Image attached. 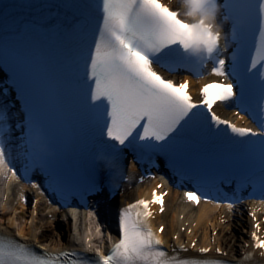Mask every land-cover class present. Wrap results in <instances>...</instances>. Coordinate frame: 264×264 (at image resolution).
Masks as SVG:
<instances>
[{
  "label": "snow or ice",
  "instance_id": "snow-or-ice-1",
  "mask_svg": "<svg viewBox=\"0 0 264 264\" xmlns=\"http://www.w3.org/2000/svg\"><path fill=\"white\" fill-rule=\"evenodd\" d=\"M180 2L185 8L183 15L194 17L193 22L181 19L180 12L171 10L161 0H96L99 22L88 44L85 75L89 82V107L103 120V136L115 146L136 145L141 149L158 150V146L162 148L186 123L202 118L216 128L224 126L241 140L258 137L264 153V111L259 123L253 121L257 128L236 127L213 111L217 103L227 104L237 99L234 83L205 84L199 90L197 103L188 93L187 80L176 84L154 70L160 67L172 73L177 66L188 65L194 78L210 74L224 79L233 76L235 81L236 66L229 72L225 59L220 56L218 12L221 5L218 0ZM222 7L224 18L233 21L234 33L251 29L258 34L244 72L251 74L257 70L255 76L248 75L246 79L255 84L258 76L259 92L264 99V0H223ZM86 23L85 19L75 26L82 27ZM209 64L210 73L205 71ZM239 83L237 108L245 99L244 82ZM3 120L0 114V169L16 176L4 147L3 136L7 129ZM37 132L29 129L27 142L30 145L34 138H39ZM92 190H95L94 185ZM184 197L193 204L202 200L210 202L198 191H185ZM261 200L264 202V197ZM151 203L159 204L160 211H164L163 199L155 192ZM227 207L232 209L234 202H228ZM251 215L255 219L254 214ZM151 216L149 202L144 199L121 208L118 236L109 233V239L114 242L107 253L98 250L92 259L79 257L75 252L36 253L29 246L0 236V264H222L169 256L148 223ZM253 226L259 230V224ZM160 231H164L163 227ZM251 238L253 248L264 254V240L255 231ZM85 243L89 242L85 240ZM180 250L184 251L183 246ZM208 251L199 250L201 254ZM244 259L250 260L251 253Z\"/></svg>",
  "mask_w": 264,
  "mask_h": 264
},
{
  "label": "bare ground",
  "instance_id": "bare-ground-1",
  "mask_svg": "<svg viewBox=\"0 0 264 264\" xmlns=\"http://www.w3.org/2000/svg\"><path fill=\"white\" fill-rule=\"evenodd\" d=\"M192 92H194V90ZM216 112L217 114L226 116L230 120H235L231 113L224 110V106L222 105L216 108ZM182 165L185 164H180V166ZM177 166H179V164H177ZM5 176H7V173H5L3 169H0V219L6 216H13L8 227L3 226L4 224L0 226V229H2L5 235L35 245L40 243L44 238L43 235L44 231L47 232V226L51 224L52 226L55 224L60 226L58 222H63L65 226L64 229H66L67 232V236H65L66 241L58 246V244H55L54 240H47L48 245H46L44 249L54 254L77 249L80 246L92 247L94 250L108 251L107 243L101 236L103 229H101L100 232L97 231L98 228H102L103 224H105L102 217H95L92 220H90L89 216L86 214L70 217L55 211L51 204H49L48 215L51 217V220H45L46 222H44V220L39 219V216L37 217V215L33 213L28 206L29 204L23 205L21 203L22 197L18 184L13 179L8 183V180L4 178ZM155 185L156 184L153 186L148 182L143 185L133 186L124 193L119 202L129 204L132 201H137L149 196L152 190L155 189ZM107 192L108 191H105V193ZM108 195H110V193ZM41 216L43 217V215ZM234 218L236 219V215L231 216L222 209L218 210L216 208H209L201 205L194 208L189 204L178 203V195L170 193L166 199L165 213L162 216H157L156 221H153L152 224L159 223L165 227L161 237L167 246L170 244H186L189 248L190 244L198 239V247L211 248L214 251L216 247L210 241L212 232L213 234H217V238H214V241H216L218 246L230 253L224 241L227 238H225L226 234H230L233 228L238 226V221H235ZM66 219L67 221H65ZM253 225L254 223L249 219L246 222V229H249V233L247 234L244 231H239L241 235L247 236L248 240L238 238L236 235L234 236L233 233L232 238L245 242V244H250V231H253ZM182 228H185L186 231H191V234H183L181 232ZM56 236L58 237L59 234H56ZM173 236H177L178 240L173 241ZM85 240L89 243L86 244ZM248 252L249 251H245V254ZM255 257L259 260L257 254H255ZM232 259L233 261H237L239 258L231 254L229 260Z\"/></svg>",
  "mask_w": 264,
  "mask_h": 264
},
{
  "label": "rangeland",
  "instance_id": "rangeland-1",
  "mask_svg": "<svg viewBox=\"0 0 264 264\" xmlns=\"http://www.w3.org/2000/svg\"><path fill=\"white\" fill-rule=\"evenodd\" d=\"M152 185H154V184H152ZM41 215H43V217ZM12 218H13V216L3 217L2 219H0V226H2L4 224L3 226L8 227L10 225V221L12 220ZM39 219L44 220V222H46L45 220H49V219L51 220V217L48 215V206L45 204H41L39 207ZM246 221L247 220H243V219L239 220L238 226H236V228H233V231H231L230 234H226L225 238L226 237L227 238L225 239L224 242L227 246L226 248L230 251L229 255L232 254L233 256H241L243 249L246 248L245 242H241L239 240H235L234 238H232V236L234 234V236L236 235L238 238H242L244 240L247 239V236L241 235L239 233V231H241V232L244 231L245 233L248 234L249 229L248 230L246 229ZM58 224H60V226L56 225V224L54 226H52V224H51V225L46 227L47 232L44 231V235H43L44 238L42 239V241H40L41 246L45 247L46 245H48V241H52V240H54L55 244H58V246L63 244L66 241L65 236H67V232H66V229H64L65 226L63 225V222H58ZM160 226H162V225L159 223H155L156 228H158ZM209 228H211V227H209ZM184 229L185 228H182L181 231ZM0 230H2V229H0ZM182 233L188 234V235L190 234V232L186 233L185 231ZM56 234H59V236L57 237ZM211 234H212V235H210L211 237L216 236L215 233L213 234L211 232Z\"/></svg>",
  "mask_w": 264,
  "mask_h": 264
}]
</instances>
